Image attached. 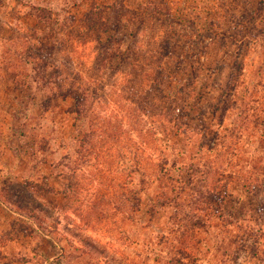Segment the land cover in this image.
<instances>
[{
    "label": "rangeland",
    "instance_id": "rangeland-1",
    "mask_svg": "<svg viewBox=\"0 0 264 264\" xmlns=\"http://www.w3.org/2000/svg\"><path fill=\"white\" fill-rule=\"evenodd\" d=\"M164 99L185 112L179 131ZM260 99L264 0H0V264H264ZM246 109L262 122L233 156ZM213 139L258 185L221 183L217 205L186 189L174 205L143 182L160 151L180 190L179 165L202 163ZM196 188L218 199L208 178Z\"/></svg>",
    "mask_w": 264,
    "mask_h": 264
},
{
    "label": "trees",
    "instance_id": "trees-1",
    "mask_svg": "<svg viewBox=\"0 0 264 264\" xmlns=\"http://www.w3.org/2000/svg\"><path fill=\"white\" fill-rule=\"evenodd\" d=\"M131 77H132V74H131ZM151 84H152V86H154V84H156V83H155L154 80H152ZM148 86H150V84ZM81 99H85V97L81 98ZM260 100H261V102L258 101L260 103L259 104V108L255 107V106L252 107V108H254V110L256 109L255 111L264 109V100H262V99H260ZM158 102H159V107H160L161 111H163L165 109V107L169 108V111L171 112L170 114H168L170 121L167 120V122H169V123L172 122V124H174L175 128H177V130H178V127L180 125V122L178 121V116L179 115H184L185 112L182 113V114L174 113V111H173L174 110V106H173L174 102L172 100H169L167 102L166 99H164V100H158ZM134 103L135 102H132L131 103L132 106L130 107V112H132L131 113L132 116L135 115L134 112L137 110V108L135 107ZM76 106H77V101H76ZM260 106H261V108H260ZM248 110L249 109H246L244 115L241 114L242 115L241 116L242 117V121H241L242 123L240 125L236 126V127H233L232 128V132H229V135H232L234 137V141L230 143V145H233V148L231 147V150L234 149V152H232L233 156H235V154H236L235 150L238 148V146L236 144L237 143L236 141L242 136V133H241L240 129L243 128V130H245L246 127H247V125L245 126L246 123L247 124H249V123L256 124V123L262 122V120H260L258 118V115L255 116V114H254V116H252V114L248 113ZM249 116H250V118H248ZM251 116H252V118H251ZM134 118H136V117L134 116ZM135 124H137V122H135ZM133 125H134V123H133ZM109 126H111L112 129H113V132L116 133L115 132L116 129H118L119 127L121 128V122L119 120H113L112 123H110ZM91 132H92V134L95 132V127L91 128ZM87 134H88V136H91L90 133H87ZM116 137L120 139V135L119 134H117ZM87 139L88 138H86L85 141L86 142L88 141L87 143L89 144L90 148L93 149L94 144H93L92 139H88V140ZM126 143L127 142H125V146H124V149L122 151L123 153L119 149H116L115 156L117 158H123L125 153L128 152L129 144H126ZM103 147H104V145H103ZM228 148L229 147H226L225 149H223V151L221 153V150L216 147V140L213 139V140H211V143L208 144L207 147H206V150L208 151V156L209 157H206L203 160L202 163H199L197 165H194V164H191V163H182V164H180L178 168H186L187 169V174H185V177L183 178L184 180H183V182H181V183H183V186L179 187L178 189H180V190H176L175 192L172 191L169 183L167 185L168 176H166V168H165V166L168 163L170 165H175V164H177V160L176 159H173V160L167 159L166 157H164L162 155V152H160V151L157 152V154L154 155L153 159L155 161H154L153 164H150V170H146V171L145 170L144 171L141 170V176H143L142 180H143V182H147L149 184L150 183H154V186L158 189V191L160 193V196H158V197H160V199L162 198V201H164V202L169 203V202L172 201L174 203V205H175L176 197H178V196L183 197L182 195H184V196L187 195L188 192L186 191V189H188V190H191L192 193H194L195 195L198 194L199 195V199L201 201L205 202L206 204H208V205H212V204L213 205H217V204H219V193H220V195L222 193H224L223 189L220 188V186H222L224 184H221V183L227 182V181H229L231 179H235L237 181H239L240 179H243V181H244L243 184L247 188L249 186H253L254 184L258 185V183H255L256 180L253 181L251 178H249V177H251V174L249 173V171H247L248 173H242V172H239L238 170L230 169L229 166H225L223 164L222 156L226 152H228V150H229ZM91 149H90V151H91ZM105 149L107 150V149H109V147L105 148ZM85 151H86V153H88L89 149L86 148ZM103 161L104 160L100 161L101 162V167L105 168L106 164H104V163H109V162H107V161L103 162ZM154 166L159 168L157 170V172L154 170ZM146 169H147V167H146ZM98 171L103 175V173H102L103 171H101V170H98ZM136 171L138 172V170H136ZM193 174L197 175V176H194L196 178H192L191 177V176H193ZM145 175L148 176V179L145 177ZM201 178L202 179L208 178V183L212 187L210 189L214 190L212 195L216 194L218 199H216L214 197H211L209 192H204V191L200 190L201 188H196V183L198 181H201ZM172 182L173 183H177V180L172 181ZM122 184L123 185H121V186H124V183H122ZM177 184H179V182ZM216 190H218L219 192H215ZM131 192H132V194H134V192L132 190H131ZM173 193H175V194L173 195ZM173 198H174V200H172ZM156 199H157V195H156ZM199 199H198V197H196L193 200L194 201H199ZM155 203L157 205H159V206L163 205V203L159 202L158 199H157V201ZM194 216L195 215H190L188 212H182V218H179L177 220H178V222L179 221L185 222L187 225H190L189 227L196 226V225L200 226V227H203L204 224L202 225L200 223L201 219L198 216H196L194 218ZM177 232H178L177 238H182V237L188 235L187 229L184 228V226L181 224V222L179 223V227H178V231ZM178 243H179V245H181L183 242H178Z\"/></svg>",
    "mask_w": 264,
    "mask_h": 264
}]
</instances>
